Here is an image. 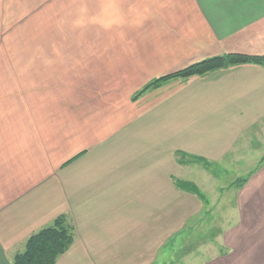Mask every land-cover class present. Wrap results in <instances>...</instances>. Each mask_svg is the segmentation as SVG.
I'll use <instances>...</instances> for the list:
<instances>
[{
	"label": "crops",
	"instance_id": "crops-1",
	"mask_svg": "<svg viewBox=\"0 0 264 264\" xmlns=\"http://www.w3.org/2000/svg\"><path fill=\"white\" fill-rule=\"evenodd\" d=\"M78 2L58 0L57 12L76 14ZM82 2L102 20L9 57L0 44V264L61 215L74 238L54 264H258L264 66L230 65L134 97L196 62L264 56V0ZM226 160L260 168L239 189L230 182L229 201L216 187L207 205L219 181L209 168ZM236 214L221 237L233 251L194 257L203 252L189 248L194 230Z\"/></svg>",
	"mask_w": 264,
	"mask_h": 264
},
{
	"label": "rangeland",
	"instance_id": "rangeland-1",
	"mask_svg": "<svg viewBox=\"0 0 264 264\" xmlns=\"http://www.w3.org/2000/svg\"><path fill=\"white\" fill-rule=\"evenodd\" d=\"M78 3H80L79 7H77L78 12L76 14L72 12L65 16L63 13L57 12L58 0H0V44L2 47H6L7 49H3V51L7 52L6 54H3V57H9V49H16V47H25L27 45H49L51 44L50 41L54 39L52 35H55V33H58L59 30H63L65 27L75 29L79 27V25H84L86 23V25H89V23L92 24L102 20L103 16H91V14L87 11L86 6L84 4L81 6V3H83L82 0H79ZM48 8H50V10ZM69 8L73 10L74 7L71 6ZM54 9L55 11H53ZM74 25L77 26L74 27ZM96 28L100 29L101 27L97 26ZM113 28L116 29L115 27ZM118 28L121 29V27ZM173 80L181 81L180 79ZM7 86H4L3 89H7ZM1 97L3 100L8 98L3 96V94ZM245 161L246 160H241V163H239L238 166L236 164L230 165V161L226 160L222 165H220V163L217 166L213 165L209 168V171L215 175L219 181L214 182L212 185L210 184L212 187H210L207 193H205V201H207V205L216 200L213 196L216 187H222V195L226 192L228 199L235 194L233 193L235 188L230 191L225 189L231 181L233 182V180L236 179L234 184H236V181H241L242 179L245 181L250 177V174L254 172L255 168L257 170L260 168V166L257 167L256 164L245 166ZM192 175L194 177L202 176L201 169L197 166L193 167ZM239 186L240 185L238 184V189L240 188ZM241 186H243V183H241ZM218 199L219 198H217V200ZM229 200L230 199H228V201ZM259 202H261V200ZM222 207H224V205L220 208ZM259 211L260 212L254 217L257 218L259 228H261L256 229V231L252 233L253 236L251 240L253 241L251 244L253 243V245L251 247L257 246L259 248L257 253L264 254V246L259 247V244L257 245L258 240H260L261 233L264 232V208ZM213 213H216V208H213ZM213 213L208 215V218H212L214 216ZM229 218L230 216L228 215V219ZM236 219L237 214L228 222L223 220L218 222L217 226L216 223L213 224L210 223L208 219L205 220V224L203 226L204 229L202 231L194 230L196 234L193 237L194 239L192 245L189 248L192 250L203 251L201 253L195 252L194 257L209 255L213 258L214 256L221 254V249L223 250V254L232 252L233 249H230L231 251H229L227 246H223V240H221V237L225 231L224 228L230 225L231 222H235ZM244 241H246L245 238H243V242ZM234 252L235 254L237 252L239 253L237 249H235ZM204 257L206 258V256ZM190 260L194 262L193 258ZM252 263L254 264L255 261ZM258 264H264V257L258 260Z\"/></svg>",
	"mask_w": 264,
	"mask_h": 264
},
{
	"label": "trees",
	"instance_id": "trees-1",
	"mask_svg": "<svg viewBox=\"0 0 264 264\" xmlns=\"http://www.w3.org/2000/svg\"><path fill=\"white\" fill-rule=\"evenodd\" d=\"M244 63H254L264 66V56L231 53L226 56L213 57L193 63L154 79L135 95L134 100L147 90L159 88L169 80H187L193 76L203 75L218 68ZM191 160L193 162H202L201 159L196 157H193ZM245 182L246 180L244 181L243 179L236 181L235 186L237 187L239 184V187H241V183L244 184ZM73 232V227L63 215L57 217L50 226L37 231L26 240L24 249L15 254L12 264H54L57 257L63 254L73 242Z\"/></svg>",
	"mask_w": 264,
	"mask_h": 264
}]
</instances>
